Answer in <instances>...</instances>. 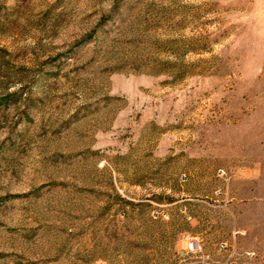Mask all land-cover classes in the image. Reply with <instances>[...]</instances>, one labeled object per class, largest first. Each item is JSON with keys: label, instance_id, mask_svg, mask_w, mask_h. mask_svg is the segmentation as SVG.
<instances>
[{"label": "rangeland", "instance_id": "obj_1", "mask_svg": "<svg viewBox=\"0 0 264 264\" xmlns=\"http://www.w3.org/2000/svg\"><path fill=\"white\" fill-rule=\"evenodd\" d=\"M0 264H264V0H0Z\"/></svg>", "mask_w": 264, "mask_h": 264}]
</instances>
